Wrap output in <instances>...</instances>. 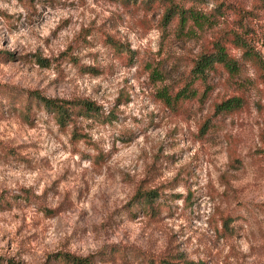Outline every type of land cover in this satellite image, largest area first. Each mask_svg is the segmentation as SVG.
Segmentation results:
<instances>
[{
	"label": "rangeland",
	"instance_id": "1",
	"mask_svg": "<svg viewBox=\"0 0 264 264\" xmlns=\"http://www.w3.org/2000/svg\"><path fill=\"white\" fill-rule=\"evenodd\" d=\"M226 1L245 19L225 13L185 32L157 2L0 0V264H43L59 251L92 253L93 264H264L256 69L219 68L194 95L161 96L223 29L253 39L264 59V2ZM28 90L85 98L99 113L60 125L33 106L27 120ZM231 95L241 105L215 114ZM138 188L157 191L154 210L133 199Z\"/></svg>",
	"mask_w": 264,
	"mask_h": 264
},
{
	"label": "trees",
	"instance_id": "2",
	"mask_svg": "<svg viewBox=\"0 0 264 264\" xmlns=\"http://www.w3.org/2000/svg\"><path fill=\"white\" fill-rule=\"evenodd\" d=\"M130 1V0H126ZM136 2V0H132ZM204 1H212L214 5L208 12L198 11L197 5ZM264 2V0H260ZM157 2L164 7L163 19L165 23L178 20V27L181 31L187 32L193 28L206 27L213 25L215 18L221 14L232 13L239 18L245 19V12L241 7L232 4L226 0H145L147 6ZM189 3L185 6L184 3ZM118 46V45H117ZM118 50L123 49L118 46ZM125 49V48H124ZM37 62L45 64L46 59L37 57ZM253 66L257 71L259 83L264 87V59L262 53L256 48L254 40L249 37H243L238 32L223 29L219 31L211 43L203 47L195 59L182 83L173 95L161 91V96L166 100L178 102L190 94H195L198 85H209L210 74L219 69H224L230 76L239 75L242 70L248 66ZM158 74V73H157ZM160 79V78H159ZM172 97V98H171ZM241 105L240 96L231 95L221 100L215 105L214 113L229 112L237 109ZM33 106L42 108L54 114L56 121L60 125L73 123L78 116H91L99 113L100 107L93 101L82 99H63L58 97H49L43 95L38 90H28L24 98L23 108L25 110L24 118L28 120ZM157 197V191L137 189L133 199L138 203H147L154 210L153 201ZM229 217H223V224L228 226ZM93 264L94 254L78 255L68 251H59L49 256L43 264ZM152 264H154L152 262ZM156 264V263H155ZM157 264H196L195 262L185 259L184 257L168 258L160 257Z\"/></svg>",
	"mask_w": 264,
	"mask_h": 264
}]
</instances>
